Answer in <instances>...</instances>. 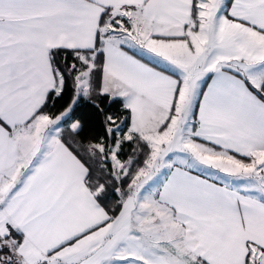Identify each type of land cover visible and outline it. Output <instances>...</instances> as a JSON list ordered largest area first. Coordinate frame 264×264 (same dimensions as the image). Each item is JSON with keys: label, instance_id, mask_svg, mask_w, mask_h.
<instances>
[{"label": "snow or ice", "instance_id": "obj_1", "mask_svg": "<svg viewBox=\"0 0 264 264\" xmlns=\"http://www.w3.org/2000/svg\"><path fill=\"white\" fill-rule=\"evenodd\" d=\"M0 264H264V0H0Z\"/></svg>", "mask_w": 264, "mask_h": 264}]
</instances>
